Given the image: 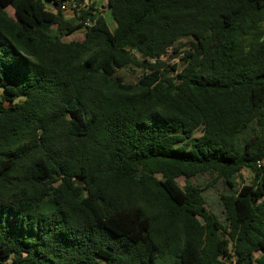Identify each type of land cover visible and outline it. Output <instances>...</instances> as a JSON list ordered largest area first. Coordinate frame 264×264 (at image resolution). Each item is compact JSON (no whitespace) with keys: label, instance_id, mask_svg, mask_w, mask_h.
<instances>
[{"label":"trees","instance_id":"16d2710c","mask_svg":"<svg viewBox=\"0 0 264 264\" xmlns=\"http://www.w3.org/2000/svg\"><path fill=\"white\" fill-rule=\"evenodd\" d=\"M103 7L0 0V264H264V0Z\"/></svg>","mask_w":264,"mask_h":264},{"label":"rangeland","instance_id":"374dc122","mask_svg":"<svg viewBox=\"0 0 264 264\" xmlns=\"http://www.w3.org/2000/svg\"><path fill=\"white\" fill-rule=\"evenodd\" d=\"M103 5H104V2L102 1L99 4L98 8H99L100 11L105 12V9H104ZM9 12L11 13L10 10H9ZM106 19L108 20L107 15H106ZM109 25L112 28V24L110 23V21H109ZM70 39H72V37ZM169 62L177 64L178 67L181 66L179 58H175V59H173V60H171ZM119 75L124 78L125 82L134 83V82H136V80H137V78L139 76V72L138 71H119ZM241 175H242L243 179L245 180L246 184L251 182L252 178H251L249 173H247L245 171H242ZM209 181H210V178H208L207 176H204L202 178L193 179L191 182L194 185H198L200 187H204V186L208 187ZM178 184H179L180 187L183 186V179L182 178L178 180ZM224 191H225L224 190V186L222 184H220V183H217L213 187L209 188L204 194L205 195V199H206V203H207L206 208L208 210H210L213 214H215L221 221L223 220V217H222V214H221L220 204L218 202V196L221 193H223ZM3 264H11V258L5 259Z\"/></svg>","mask_w":264,"mask_h":264},{"label":"crops","instance_id":"0c3cea01","mask_svg":"<svg viewBox=\"0 0 264 264\" xmlns=\"http://www.w3.org/2000/svg\"><path fill=\"white\" fill-rule=\"evenodd\" d=\"M90 1H91V2H94L97 8H98L99 4H100L102 1L104 2V0H90ZM101 12H102V11H101ZM63 15H64L66 18H69V17L72 16V12H71V11L63 12ZM102 15H103V17L106 19V15H107V11H106V9H105V12H102ZM79 35H81V32H79V33H77V34H75V35H72V36H79ZM72 36H71V37H72ZM68 38H69V37H68Z\"/></svg>","mask_w":264,"mask_h":264},{"label":"built area","instance_id":"2783aa9c","mask_svg":"<svg viewBox=\"0 0 264 264\" xmlns=\"http://www.w3.org/2000/svg\"><path fill=\"white\" fill-rule=\"evenodd\" d=\"M75 8V4L73 1H70V2H65L62 6H61V10L63 12H67V11H71L72 12V9ZM90 25V22L89 21H86L84 23V26L87 27Z\"/></svg>","mask_w":264,"mask_h":264}]
</instances>
